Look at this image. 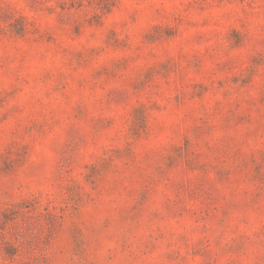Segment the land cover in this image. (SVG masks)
Wrapping results in <instances>:
<instances>
[{
  "label": "rangeland",
  "instance_id": "obj_1",
  "mask_svg": "<svg viewBox=\"0 0 264 264\" xmlns=\"http://www.w3.org/2000/svg\"><path fill=\"white\" fill-rule=\"evenodd\" d=\"M0 264H264V0H0Z\"/></svg>",
  "mask_w": 264,
  "mask_h": 264
}]
</instances>
